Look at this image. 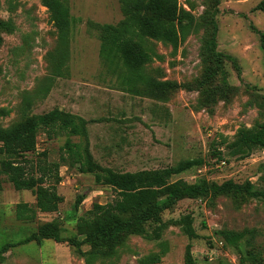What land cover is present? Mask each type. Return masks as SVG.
Returning <instances> with one entry per match:
<instances>
[{"label":"rangeland","instance_id":"rangeland-1","mask_svg":"<svg viewBox=\"0 0 264 264\" xmlns=\"http://www.w3.org/2000/svg\"><path fill=\"white\" fill-rule=\"evenodd\" d=\"M62 1L71 16L64 36L40 0H0V21L7 24L0 28V128L59 107L87 121L86 145L101 168L134 172L201 159V166L185 169L172 181L248 180L264 192V149L242 159L224 146L216 149L221 159L213 151L221 139L233 140L238 128H255L264 119V51L251 28L264 32V11L255 9L260 0H218L216 7L213 0H177L194 16L185 40L174 50L144 38L152 59L141 72L155 83L169 82L166 88L134 81L120 60L102 57L96 25L118 24L123 18L119 0ZM214 26L215 50L236 65L227 58L215 64ZM35 143L26 154L29 164H40L42 152L49 162H61V156L68 160L58 167L55 185L63 200L56 210L42 212L30 190L14 189L0 172V264H87L80 251L88 244L21 242L47 222L58 225L62 237L82 240L77 218L94 203L114 202L117 194L70 164L67 144L84 143L83 138L40 130ZM53 179L51 174L44 185ZM78 195L84 199L75 208ZM18 203L32 207L34 216L16 218ZM160 219L161 227L146 223L145 235L120 236L114 253L89 264H138L151 256H158L160 264H264L263 197L230 192L185 198L161 212ZM221 231L243 236L229 245Z\"/></svg>","mask_w":264,"mask_h":264},{"label":"trees","instance_id":"trees-1","mask_svg":"<svg viewBox=\"0 0 264 264\" xmlns=\"http://www.w3.org/2000/svg\"><path fill=\"white\" fill-rule=\"evenodd\" d=\"M50 12L52 20L59 34L64 36L69 29L71 16L69 9L62 0H40ZM123 18L117 25L97 24L101 47L100 53L109 62L121 61L126 77L155 85L160 88L170 87L169 82L155 83L141 71L143 66L152 59L151 52L144 47V38L161 40L168 43L175 50L185 40L187 31L194 21L193 14L179 5L177 0H119ZM218 0H213L215 7ZM255 9L264 11V0L256 3ZM7 24L0 21V28ZM259 45L264 51V32H259ZM216 26L212 31L210 47L214 62L220 65L222 58L235 59L215 50ZM1 44V36H0ZM236 65V64H235ZM127 80V79H126ZM128 81V80H127ZM86 123L82 117L55 107L41 115H30L9 128H0V172L7 175V180L16 190H30L36 200V207L42 212L56 210L63 198L57 194L55 185L59 182L58 167L67 163L66 157L61 156V162H49L47 154L40 164H29L26 154L35 149L37 134L40 130L50 132H66L69 135L79 136L84 143L67 144V157L72 158L70 164L75 165L82 173H91L98 183L111 186L117 197L114 202L107 204L94 203L86 216H79L76 228L84 235L82 240L75 237L64 238L60 235L59 227L54 222H47L36 232L25 237L21 243L32 240L52 239L57 243L66 242L76 248L81 244H88L87 251H80L85 263L99 256H109L115 251L120 236L128 233L145 235V224L162 226L160 213L172 207L177 201L185 198L215 196L225 193H235L243 197H263L264 192L246 180L235 183L226 180L220 184L209 182L205 178L188 183L183 179L172 176L192 166H201V159L186 160L175 166L162 169L139 170L134 172H115L109 168L99 167L92 159L88 150ZM221 139L213 148L216 159H221L217 148L224 146L231 156L245 158L254 149H264V119L255 128H238L235 137L230 142ZM68 162V166H70ZM27 166L30 170H28ZM33 171V172H32ZM53 171V172H51ZM37 173L38 175L36 176ZM54 177L51 185H44L51 176ZM84 196L78 195L74 207L83 201ZM29 211L30 214H26ZM15 217L21 220L31 219L34 209L26 203L16 204ZM225 243L235 245L243 236L242 232L221 231ZM188 261L189 249L187 250ZM158 256L141 258L138 264L159 263ZM160 264V263H159Z\"/></svg>","mask_w":264,"mask_h":264}]
</instances>
